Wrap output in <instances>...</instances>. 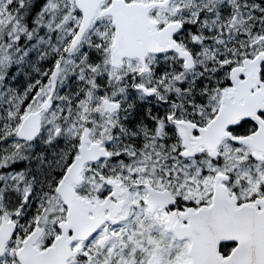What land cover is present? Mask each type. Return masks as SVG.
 Instances as JSON below:
<instances>
[{
  "label": "snow or ice",
  "instance_id": "1",
  "mask_svg": "<svg viewBox=\"0 0 264 264\" xmlns=\"http://www.w3.org/2000/svg\"><path fill=\"white\" fill-rule=\"evenodd\" d=\"M0 264H264V0H0Z\"/></svg>",
  "mask_w": 264,
  "mask_h": 264
}]
</instances>
